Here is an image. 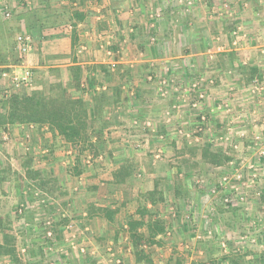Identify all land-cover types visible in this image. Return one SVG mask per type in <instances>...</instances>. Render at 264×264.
Wrapping results in <instances>:
<instances>
[{
  "label": "rangeland",
  "instance_id": "1",
  "mask_svg": "<svg viewBox=\"0 0 264 264\" xmlns=\"http://www.w3.org/2000/svg\"><path fill=\"white\" fill-rule=\"evenodd\" d=\"M241 1L243 2V0ZM100 2L108 4L107 2H109V0H82V4H68L60 0H0V55L5 62V66L7 67L9 65L8 68H18L21 63H18V50H16L17 46L15 43V38L19 34L26 33L30 35L32 44L37 49V51L34 50V55H38L37 64L35 63L34 66H32L34 71V84L30 89L25 88L19 90L8 84H1L2 78L0 76V111L3 99L6 98L5 96L11 94L27 96L33 93H39L47 97H53L57 94L58 85H61L64 91L71 97H81L86 100V102L92 100V98L90 99L84 96L86 92L85 81L88 76H95L96 78L97 75V73H95V75L93 73L89 74L87 71L86 66L91 65H81L83 70L77 85L73 84L74 82L71 79V74L64 65L73 58L76 59V62L77 58H80L81 61L87 60L88 53L84 50L86 49L84 45L86 42L83 43L81 32L84 30L88 31L92 24L96 25V23L90 19L95 13L94 5L100 4ZM135 2L136 3L132 4H147L142 13L136 6L131 8L133 10L132 16L137 15L140 18L141 13V25L140 23H136L138 25L128 24L124 26L123 30L129 31L132 29V34L134 35H148L146 34L148 32L146 28L141 26H144L143 24L148 26L147 22L143 19L144 14L150 12V15H152L151 29L153 30L152 32H154L150 35V38L153 42L158 41L156 34L158 28L157 19L161 18L160 13H162V4H168L167 10H169V12L177 8L184 15L188 14L196 5L198 7V14L195 15L197 17L196 21L198 20L197 30L199 34L202 32V34L208 35L206 30L210 27V24L207 23L206 26L205 23L216 17V14L212 13L211 10L208 11V8L210 9V6L214 5V8L218 11L223 4L230 3L229 0H143V3ZM257 2L258 4H264V0H257ZM80 7L88 12V17L84 22L80 23V26L79 24L74 26L71 20L72 12ZM135 9L137 10L135 11ZM6 14H9V16H6ZM41 17L44 26H46L43 31L37 27ZM218 17L221 18V15H218ZM229 18H225V24L233 22ZM214 22L216 21L214 20ZM57 25H59L58 28L54 27ZM180 26V22L169 25L170 30L168 32L171 33V36H174L173 33L179 31ZM94 29V32L98 31V33L109 31L107 25L97 24ZM213 29H215V27H213ZM215 30L218 31V29ZM74 33L76 34V41L72 43L71 40ZM214 33L221 36L223 31H221V33L220 31ZM106 34L109 35L107 32ZM178 45L179 41H174L172 45L168 46L169 48L171 46L173 50L175 49V51L178 52ZM90 46L91 51H94L95 48H93V44ZM61 54L64 56L63 59L58 57ZM26 61V64L31 67L29 60L26 59ZM203 64L204 61L201 65ZM106 72L109 76H112V72L109 70H106ZM97 77V80H101L105 84L109 82L105 72L98 73ZM116 77L118 78L117 81H127L130 87L135 80L141 78L139 70H135L133 74L126 72L123 75L117 74ZM82 83H84V86H82ZM196 85V87L199 88L197 83ZM145 87L146 88L143 90L144 94L142 93L140 98L135 100L137 101V106H134V108L132 107L133 99L130 97V93L119 90V102L123 103L120 104L121 106L115 115L120 116V118H117L116 122L111 125V128H116L107 130L110 125L109 123L107 127H104L103 131H106L107 135H103L102 138L106 136L103 138L106 143L103 149L102 146L99 145V154L94 158L88 157L89 150L79 155L77 158L75 153L65 154L63 151L59 153L57 148L53 151L42 153L41 149L37 147L38 145H33L32 142L34 137L26 138V140L24 139V141L21 142H11L9 131L12 130V127L8 125L5 126L8 132H5L1 128L0 162L2 165L0 169V182H2L3 185H0V230L4 232L2 236L6 237L5 239L2 238V241L0 238V246L5 243V240H9L10 244L7 245L8 253L6 255H0V264H113V261L110 262V259L118 255H115L114 250H111V252L107 251V247L110 246L107 242L110 239L112 240V238L115 239V237L112 234L108 237L104 235L99 237L101 234L99 230H104V227L108 226L102 224L100 221L98 222L99 224H97L98 231L92 232L93 230L91 228H95V224L91 219L94 216H100L96 213L90 216L89 210L91 207H93V210L104 208L106 204L103 201L107 200L104 196H111L114 193H111L112 191L107 185L108 183L101 185L99 190H95L97 187L92 184L96 180L94 172L95 174L98 173L96 170H98V167H100L102 163L105 164L103 165L105 168L104 170H108L110 162L122 158L127 162L132 156V160L136 159L138 162L140 161V165L143 167L141 172H152L156 176L159 175L158 172L162 173V171H165L166 167L173 172V167H176L180 168V170L178 169L175 172H181L182 175H185V173L193 170V172H196V179H202L206 177L211 169L210 166H208L209 169L205 167V172L199 169L200 162L205 166L207 165L208 161L205 160L206 162H204L201 154L202 150L205 148H207V150L209 149L206 147L208 143L214 148L213 150H208L210 154H219L222 159L229 158V161H231L229 165L228 161L225 162L223 169H212L213 172L210 171V173L214 177L210 176L208 178H213V182L219 177L223 179L227 178L223 183L227 184L226 188L228 193L231 192L237 198H245V200L239 201V203L242 205L240 207L245 210L244 212H247L245 214L247 216L245 217L244 215L242 218L241 215H235V222H238V227L233 230L231 236L228 234L224 237V232L216 233L214 236L215 240L213 241L214 244L209 246L207 250L204 249V245L203 249L207 255L205 256L206 259L203 257L202 259L213 261L216 264H231L230 258L233 257V261L234 258L242 256L243 260L233 262L236 264H264V126L260 129L261 134L258 133V135H256V133H254V136H250L251 134L249 133L246 137L239 136L238 131H235L237 134L233 132L235 129L239 130V122L234 120L226 121L223 119L230 118L232 115L233 118H235L237 114L236 108H229L234 110L233 114H231V112H224L226 117H216L208 121L209 108H206L200 103L196 106L195 111H192V109L190 111L187 110V118H173L178 116L177 111L179 109L173 108L172 104L170 102L168 103L169 99H167L168 101L159 100L160 102L155 103L156 100L153 98L152 92L149 91L151 89L147 86ZM96 93H98V91H96ZM146 99L154 100L152 104H154L153 107L155 108H151V110L157 111L152 113L156 115L160 114V117L156 116V119L159 120L158 123L163 128V131L160 130L159 133L150 130L147 132L142 131V125H140V127H133L134 124L130 120V117H132L130 111L133 112V114L136 112L138 118H152L153 115L148 112L150 108L141 104L144 103ZM124 102H126L125 105ZM129 106L133 109H129ZM92 108H94V106L91 102V104H88L87 108L88 115L92 114ZM166 111H169V113L165 114ZM147 113L150 116H148ZM106 115L107 108L105 105L103 116H105V121L108 122ZM198 115H204L207 120L204 121L202 131L196 133V127L199 124ZM229 115L231 116L229 117ZM167 119L168 121L165 122ZM176 120H178V123H176L177 125H172L171 123H174ZM208 123H210V133L204 135L205 131L207 132L206 126ZM257 123L258 121H255V123L253 122V124ZM261 123L262 121H260L259 125ZM166 125L171 126L169 131L165 129ZM20 126H16L18 130L22 134H27V127H24L26 125H23V127ZM179 126L190 129L193 133V138L187 141L177 136L175 132L176 128ZM159 129L158 127V130ZM115 130H120V133L111 134V132L115 133ZM124 131L125 133H123ZM164 134V140L160 141L158 137ZM3 136L7 138L6 141L2 139ZM28 140H30L29 143ZM121 144H128L130 146L128 150L131 151L128 153V157L124 151L122 154L116 153L118 154V159H115L117 155L112 152L110 153L106 147L109 148L111 146L117 149L124 148ZM160 144H164L167 147L178 145L180 149H183L177 151L168 149L169 152H166L164 147L159 146ZM40 147L46 148L44 144ZM56 147H58L57 142ZM248 147L249 151H246ZM158 149H160L161 152H158ZM99 156H101V158H98ZM22 163H25L27 169L22 167ZM77 170L82 171L78 176L76 175ZM98 171L102 172L100 170ZM175 172L173 175L177 178L178 173ZM136 173V171H133L132 176L136 175ZM195 175L193 174L192 176L195 177ZM22 176H25L26 179L30 181H28L29 185L22 184L24 181ZM103 177H100L102 179L97 178V181L102 180L106 183V179ZM17 182H20L21 185L26 188L25 190L28 196H30V199L28 202L25 200L24 204L21 203L20 205V203H18L17 209H13L16 208L14 206H16V199L18 198V191L16 190L18 187ZM150 185L151 184H147V186ZM206 186H208V184L203 185V187H194V184H191V191L194 193L197 192V194L199 193L200 196H203V194L209 190ZM239 186H241V189H239ZM212 191L217 192L218 190L215 188V190ZM34 192L39 194L38 198L40 200H43V198H45V200L43 202L34 200ZM147 192L149 191H143L141 194ZM218 194L219 192L215 193V195ZM98 199H103V201H99ZM221 202L226 204L223 198ZM227 202H229L228 199ZM94 203L100 204L95 206ZM83 213H86V215H83ZM47 222H49L50 225H47ZM48 229L52 232V236L49 237L50 240H48L45 235ZM142 230L144 232L146 231L145 228ZM80 231H83V233H79ZM73 236L76 241L80 242L77 247L83 244L82 246L85 249L84 253H80L77 249H72L69 246V242ZM49 242L51 244H49ZM223 242L226 244L225 251L230 250L228 251L229 254L224 252L221 246ZM235 242L240 243V245L234 248L235 253L232 254L233 248L231 249L230 245L232 246ZM241 243L245 245H241ZM5 245L6 244H4V246ZM217 245H219V248ZM143 246L153 248L156 245ZM98 248L102 249L99 250ZM174 254L177 257L182 256L177 252ZM227 256H230L228 261L225 260ZM120 257L123 259L124 264H135L134 259L131 260L130 257L126 262L122 255ZM172 260H174L173 257L171 258V261Z\"/></svg>",
  "mask_w": 264,
  "mask_h": 264
},
{
  "label": "crops",
  "instance_id": "2",
  "mask_svg": "<svg viewBox=\"0 0 264 264\" xmlns=\"http://www.w3.org/2000/svg\"><path fill=\"white\" fill-rule=\"evenodd\" d=\"M135 1L143 3V0ZM135 1L109 0V2H107L108 4H103L104 2L95 4V13L90 20H93L96 25H107L109 31H105L104 33H98V31L94 32V27L96 25L92 24L88 31L84 30L81 32L82 41L83 43L86 42L84 43L86 46L84 50L87 51L88 54L86 61H81L80 58H77V63L80 65H106L108 67L107 69L112 72V76L109 77V82L105 84L101 80H97L98 85L96 84L92 89L93 92L98 91V93L101 92L105 94L106 102L108 103V105H106V119L110 124L107 130L116 128H111V125L116 122L117 118H120V116H116L115 113H117V110L121 106L120 104L123 102H119L120 95H116V91L122 90L123 92H129L130 97L133 99L132 107L134 108V106H137V101L135 100L140 98L143 90L146 88L145 86H147L151 89L149 91L152 92L153 98L156 100L155 103L160 102L159 100L168 101L167 99H169L168 103L170 102L173 108L179 109L177 111L178 116L173 118H187L188 111L191 109L195 111V106L199 103L209 108L208 121L216 117H226L225 113L227 112L233 114L234 110L231 109L236 108L237 114L236 117L234 116L235 118H233V115H229V117H231L227 119L223 118L226 121L234 120L239 122V130L235 129L233 132L238 131L239 136L245 137L248 136L249 133L251 134L250 136H254V133L258 135L261 127L264 126V56L262 54L264 51V4H258L257 0H243V2L241 0H229L230 3L223 4L218 11L214 8V5H211L208 11L211 10L212 13L216 14V17L213 18L216 22L210 18L209 21H206V26L207 23L210 24V27L206 30L208 35H204L202 32L199 34L197 30L198 20L196 21L197 17L195 15L198 14V7L196 5L188 14L184 15L177 8L169 12V10H167L168 4H162V13H160L161 18L157 19L158 28L156 34L158 41L153 42L150 38V35L154 33L151 29L152 15H150V12H145L146 14H144L143 19L147 22L148 26L145 24L141 26L146 28V31H148L146 34L148 35H134L132 34V29L129 31L123 30L124 26L128 24L135 25L136 23H140L141 25V13L144 12L147 4H132L136 3ZM134 6L141 10L140 18L137 15L132 16L133 10L131 8ZM137 9H135V11ZM218 15H221V18L218 17ZM225 18H229L233 22L225 24ZM177 22L181 23L179 31L173 33L174 36H171V33L168 32L170 30L169 25ZM80 25L81 24H79V26ZM213 27L218 29L220 33L223 31L221 36L214 33L218 31L213 29ZM235 30H239V32L237 36L234 37L232 33ZM106 32L109 33V35H107ZM235 40L237 45H234ZM174 41H179L178 52H176L175 49L173 50L171 46L170 48L168 46L172 45ZM91 44H93V48H95L94 51L90 49ZM34 50L37 51L35 46H33V50L28 55L27 59L31 63V68L35 63L37 64L38 55H34ZM58 57L61 59L64 58L63 54ZM203 61L204 64L201 65ZM71 64L72 63L69 61L64 66L67 68ZM113 64H115V67H112ZM116 65L123 67L122 69L130 74H133L135 70H139L141 78L135 80V82L131 84V87L127 84V81H117L118 78L116 76L118 71ZM8 67L9 65L7 67L5 65L0 66V70L12 69ZM96 71H99V69ZM88 78L85 81L86 92H83L85 97H89L92 94L88 86ZM196 83L199 85V88L196 87ZM1 84L9 85L5 79L1 80ZM82 86H84V83H82ZM144 101L145 102L141 104L150 108L148 112L153 116L152 118H138L136 112L134 115L133 112L130 111V115L132 114L130 120L134 124L133 127H140V125H142V131L147 132L150 130L159 133L163 128L158 123L159 120L156 119V116L160 117V114H153L152 112L157 110H151V108H155L153 107L154 104H152L154 100L146 99ZM125 104L126 102H124V105ZM132 107L129 106L128 108L133 109ZM168 113L169 111L165 112V114ZM149 114L148 116H150ZM166 121H168V119L165 120V122ZM255 121H258V123L253 124ZM260 121H262V123L259 125ZM176 123H178V120L171 124L175 126L177 125ZM209 124L210 123L206 126L207 132L205 131L204 135L210 133ZM16 126L20 125L15 124L10 126L12 127V130L9 131L11 142H21L24 141V139L26 140V138L34 137L32 143L33 145H38L37 147L41 149L42 153L53 151L56 148L59 150V153L61 151L65 154L76 152L75 148H72L70 144L66 143L56 132L50 130L47 125H42L41 127L37 125H26L24 127H27V134H22ZM20 127H23V125ZM158 127L160 128L159 130ZM170 128L171 126L169 125L165 126L167 131H169ZM5 132H8V130ZM119 133L120 130L115 133L111 132V134ZM123 133H125V131ZM103 135H107L106 131L102 132V136ZM4 138L5 136L2 137V139ZM158 138H160V141H163L165 134L160 135ZM29 141L30 140H28V143ZM56 142L58 147H56ZM40 144H44L46 148L43 147V149L40 147ZM121 145L124 146V148L117 149L116 147L110 146L109 148L106 147V149H108L110 153L112 152L115 154H122L124 151L128 157V153L131 151L128 150L130 146L128 144ZM159 146L164 147L166 152H169L168 149L175 151L180 149L178 145L167 147L164 144H160ZM206 147L209 148V151L214 149L209 143ZM182 149L183 148L180 150ZM157 151L161 152L160 149ZM246 151H249V147ZM116 155L115 159H118V154ZM98 158H101V156ZM230 162L231 161L228 162V165ZM125 163H130L132 165L134 171L137 172L136 175H131L120 185L111 183L112 174ZM1 165L2 163L0 162V169ZM103 165L105 164L102 163L101 166L98 167V170L102 172L98 170H96V172H98L97 174L94 172L96 180L92 184L97 187L95 190H99L101 185L108 183L107 185L112 191L111 193L114 194L111 196H104L107 198L106 201H103V199L98 200H102L106 204V207L115 211V214L112 221H106L104 218L98 216L92 217L91 221L95 224V228L91 229L93 230L92 232L98 231L97 224H99V221L102 222V224L108 225V228L104 227V230H99L101 231L99 237L103 235L105 237L111 236V234L114 235L115 239H110L107 244L114 250L115 255H122L123 258H125V262L129 257L133 260V247L128 240L126 223L130 217H136L137 198L143 191H152L154 187H157V195L162 197V202H157L155 204L147 202L146 208L151 209L158 215V217L164 221L167 229L165 235L158 237L162 242L160 246H155L153 248L143 246V248L146 249L144 250L145 253L150 255L152 264H167L170 262L172 252H177L182 255L181 264L208 262L203 260L202 257L206 259L205 256L207 253L205 250L214 244L213 241L215 240L214 236L216 233L224 232V237L228 234L231 236L233 230L238 227V222H235V215H241L243 218L247 213L244 212L245 210L240 207L242 205L239 203V201H243L245 198H237L231 192L228 193L226 188L227 184L223 183V178L219 177L215 182L212 181L213 178H208L212 176L210 173V171L213 172L212 169H223L224 164L213 165L207 162L205 166L200 162V170L205 172V167L208 168V166H210L211 168L206 175L207 178L205 177L202 179H196V172H193V170L185 173V175H182L181 172H175L178 169L180 170V168L176 167H173V170L175 173H178L177 178L173 175L174 172L170 171L167 167L165 171H162V173L158 172L159 175L156 176L152 172H141L143 167H141L140 161L138 162L136 159L132 160V156L127 162L123 158L110 162L108 170H104L105 168ZM22 167L27 169L25 163H22ZM193 174L195 177L192 176ZM22 177L24 180L22 184L29 185V180L26 179L25 176ZM100 177L106 179V183L102 180L97 181V178L102 179ZM17 184L18 187L16 190L18 191V198L16 199L17 204L14 206L16 208L13 209H17L18 203L21 205V203H25V200L28 202L30 199V196H28L25 190L26 188L22 186L20 182H17ZM147 184L151 185L147 186ZM191 184H194V187H203V185L208 184L206 187H208L209 190L203 194V197L200 196L199 193L197 194V192L194 193L191 191ZM0 185H3V183L0 182ZM215 188H217V192H219L220 195H215L217 192L212 191L215 190ZM239 189H241V186H239ZM222 198L226 204L221 202ZM227 199L229 202H227ZM99 204L100 203H94L95 206ZM83 215H86V213H83ZM246 216L247 215H245V217ZM3 233L4 232L0 230L1 241ZM243 244L244 243H241V245ZM204 245L205 250L203 249ZM239 245L240 243L237 242L232 246L230 245V248H233L232 254L235 253L234 248ZM217 246L219 248V245ZM109 247H107V249ZM101 249L102 248L99 250ZM228 251L230 250H224L225 253H228ZM229 258L230 256H227L225 260L228 261Z\"/></svg>",
  "mask_w": 264,
  "mask_h": 264
},
{
  "label": "trees",
  "instance_id": "3",
  "mask_svg": "<svg viewBox=\"0 0 264 264\" xmlns=\"http://www.w3.org/2000/svg\"><path fill=\"white\" fill-rule=\"evenodd\" d=\"M68 4H82V0H60ZM88 17V12L83 8H77L73 10L71 20L74 26L85 21ZM61 24V23H60ZM59 24V25H60ZM59 25L54 26L56 28ZM38 29L43 31L46 26L42 22V17L40 18L39 24H37ZM72 43L76 41V34L72 36ZM17 50V47H16ZM18 63L21 62V56L18 51ZM72 64L67 67V70L71 74V79L73 84L78 83L81 77L82 68L81 65L76 62L73 58L70 61ZM0 55V66H4ZM115 67V65H114ZM108 67L103 65H91L86 66L87 71L90 73H97L95 76H90L88 78V86L90 91H92L89 98L92 100L86 102L83 98H74L68 95L61 85H58L57 94L53 97H47L39 93H33L32 95L21 96L19 94H11L5 96L3 99L2 108L0 111V129L2 128L6 131V125L12 126L15 124L19 125H47L50 130L56 132L58 136L62 137L66 143L70 144L72 148L76 149V158L79 155L84 154L89 150V158L97 157L99 154V148L101 145L102 149L106 142L102 138V132L104 127L108 126V122L105 121V116H103L104 106L108 105L106 102L105 94L93 92V87L96 86L98 73L106 72ZM123 67L116 65L118 74H125ZM99 69V71H96ZM98 85V84H97ZM116 95H120L117 90ZM93 104L94 108L92 114L88 115L87 108L88 104ZM95 139V140H94ZM211 158H210V156ZM204 161H208L213 165H221L225 162H229V158H223L219 154H210L207 148L202 150L201 154ZM133 167L130 163L122 164L113 174L111 183L120 185L125 182L127 178L133 175ZM82 171L77 170L76 175H80ZM154 187L152 191L145 194H141L137 198V209L135 211L136 217H130L127 221V232L128 240L133 247V259L135 264H152V259L150 255L146 254L143 245H161V240L159 236H163L166 233V225L164 222L156 215L151 209L146 208V203L155 204L157 202H162V197L158 194ZM98 209V208H97ZM93 210V207L89 210V215L96 213L100 217L104 218L106 221H112L114 218L115 211L111 210L109 207L99 208L98 210ZM145 228L144 232L142 229ZM6 236H2L5 239ZM9 238V237H8ZM4 244H6L4 246ZM2 246H0V255H6L8 253L7 245L10 244L9 240H5ZM13 252V251H12ZM172 252L171 258L174 260L168 262L167 264H181L182 257H177ZM230 258L231 264L233 261L243 260L242 256L238 258ZM237 259V260H236ZM203 264H216L213 261H208ZM236 264V263H234Z\"/></svg>",
  "mask_w": 264,
  "mask_h": 264
},
{
  "label": "built area",
  "instance_id": "4",
  "mask_svg": "<svg viewBox=\"0 0 264 264\" xmlns=\"http://www.w3.org/2000/svg\"><path fill=\"white\" fill-rule=\"evenodd\" d=\"M6 16H9V14H6ZM238 32H239V30H235V31H233L232 35L235 37V36H237ZM15 43L17 46V50L19 51V54L21 56V63L18 66V68L12 67L11 70H7V69L0 70V76L2 79H5L11 87H13L15 89H19V90L25 89V88L30 89V87H33V84H34V71L30 66H28L26 64V62H27L26 59H28V55L33 50L32 38L30 37L29 34H26V33L19 34L15 38ZM235 44L237 45L236 40L234 42V45ZM262 54L264 56V51L262 52ZM114 65L115 64H113L112 67H114ZM197 118H198L199 124L196 127V133L202 131L204 121L207 120V118L204 115H198ZM176 135L181 137V138L186 139L187 141H189L190 139L193 138V133L190 131V129L184 128L182 126H179L176 128ZM3 140L6 141L7 138L5 137ZM226 180H227V178L223 179L224 182ZM33 195H34V200H37L39 202H43L45 200V198H43V200H40L38 198L39 197L38 193L34 192ZM47 225H50L49 222H47ZM79 233H83V231H80ZM45 235H46V238L48 240H50L49 237L52 236V232L48 229V231L45 233ZM79 243L80 242L76 241L74 239V236H73L69 242V246L72 249H77L80 253H84L85 249L82 246L83 244L81 246L77 247V245ZM49 244H51V243L49 242ZM48 246H51V245H48ZM221 246L225 250L226 244L224 242L221 243ZM111 250H113L111 247H109L107 249L108 252H111ZM111 261H113V264H124V261L120 256H117V257H114L113 259H110V262Z\"/></svg>",
  "mask_w": 264,
  "mask_h": 264
}]
</instances>
